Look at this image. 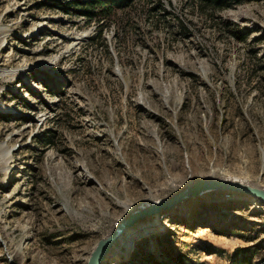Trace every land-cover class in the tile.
I'll return each instance as SVG.
<instances>
[{
  "label": "rangeland",
  "instance_id": "1",
  "mask_svg": "<svg viewBox=\"0 0 264 264\" xmlns=\"http://www.w3.org/2000/svg\"><path fill=\"white\" fill-rule=\"evenodd\" d=\"M66 2L0 0V264H87L118 221L211 176L264 187V0H130L104 23ZM182 205L103 264H264L262 204Z\"/></svg>",
  "mask_w": 264,
  "mask_h": 264
},
{
  "label": "water",
  "instance_id": "2",
  "mask_svg": "<svg viewBox=\"0 0 264 264\" xmlns=\"http://www.w3.org/2000/svg\"><path fill=\"white\" fill-rule=\"evenodd\" d=\"M231 192L253 199L264 206V187L260 185H248L238 181L222 180L211 176L208 179H201L190 183L185 188L174 194L172 197L157 200L139 207L132 212L123 222H121L109 236L101 239L91 252L87 264H103L105 258L110 253V249L116 242L119 235L131 229L135 224L143 222L152 217H159L177 208L181 203H187L203 194ZM4 245V242L0 240Z\"/></svg>",
  "mask_w": 264,
  "mask_h": 264
},
{
  "label": "trees",
  "instance_id": "3",
  "mask_svg": "<svg viewBox=\"0 0 264 264\" xmlns=\"http://www.w3.org/2000/svg\"><path fill=\"white\" fill-rule=\"evenodd\" d=\"M130 0H67L66 5L71 9H82L83 14L90 19L103 22L106 19L116 17L119 13L123 18L131 10ZM194 6L202 10L203 15L209 17V11L215 12L229 7L228 0H193ZM104 27V26H103ZM102 27L99 30L100 37ZM50 139H45L44 143L49 145ZM242 264V263H240Z\"/></svg>",
  "mask_w": 264,
  "mask_h": 264
},
{
  "label": "bare ground",
  "instance_id": "4",
  "mask_svg": "<svg viewBox=\"0 0 264 264\" xmlns=\"http://www.w3.org/2000/svg\"><path fill=\"white\" fill-rule=\"evenodd\" d=\"M221 179L222 180H230V181H233V180H231V179H233V178H228V177H221ZM235 181H237V180H235ZM238 182H242V181H238ZM242 183H244V184H248V183H245V182H242ZM248 185H251V184H248ZM255 186V185H254ZM206 194H203L202 196H205ZM182 204H185V203H181V204H179L178 206H177V208H179L178 210L179 211H182L185 207L184 206H186V205H182ZM181 205V206H180ZM128 217V216H127ZM127 217H125L124 219H126ZM124 219H122V220H120V221H118L117 222V224L114 226V228L112 229V230H114L115 228H116V226H118L121 222H123L124 221ZM129 229H127L126 231H125V233L124 234H122V235H119L118 237H117V239H116V242L113 244V246L111 247V249H110V252H111V250H113V249H115L117 246H118V243H119V241H120V239L126 234V232L128 231ZM111 233V232H110ZM109 233V234H110ZM109 234H108V236H109ZM107 237V236H106ZM105 237V238H106ZM119 248V247H118Z\"/></svg>",
  "mask_w": 264,
  "mask_h": 264
}]
</instances>
